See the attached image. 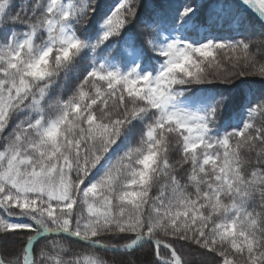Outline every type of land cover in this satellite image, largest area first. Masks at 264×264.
I'll list each match as a JSON object with an SVG mask.
<instances>
[{
    "label": "snow or ice",
    "instance_id": "1",
    "mask_svg": "<svg viewBox=\"0 0 264 264\" xmlns=\"http://www.w3.org/2000/svg\"><path fill=\"white\" fill-rule=\"evenodd\" d=\"M198 11L0 0V264H264V0Z\"/></svg>",
    "mask_w": 264,
    "mask_h": 264
},
{
    "label": "trees",
    "instance_id": "2",
    "mask_svg": "<svg viewBox=\"0 0 264 264\" xmlns=\"http://www.w3.org/2000/svg\"><path fill=\"white\" fill-rule=\"evenodd\" d=\"M19 2V0H17ZM159 3L166 6H171L174 10L180 6L192 5L196 7L199 11L193 21L190 23V34L192 38H198L209 30L210 22L207 21V16L209 15L212 7L222 0H158ZM214 35H220L227 37L228 33L226 31L212 28ZM255 34L251 36V39L258 43L261 39L260 28L258 25L254 29ZM240 38V37H237ZM89 61L86 60L85 63ZM247 83L240 86V88H231L230 86L215 85L209 86L210 91L223 93L225 96L229 97L232 101L231 107L229 109V115L236 118L238 121L239 114L242 111L244 105H247L250 101L255 100L259 93L264 87V82L261 81L260 77H246ZM259 119L257 123H259ZM17 241L13 238H0V252L11 253L17 246ZM71 244V242H67ZM184 254L186 258L191 261V264H211V257H204L198 251L193 249H184ZM106 260H111L112 254L108 253L104 257ZM135 264H147L149 260L152 259L150 250L144 248L137 251L133 256L129 257Z\"/></svg>",
    "mask_w": 264,
    "mask_h": 264
}]
</instances>
